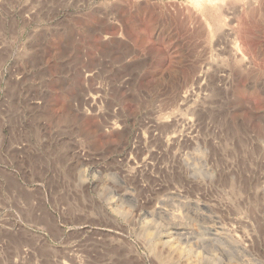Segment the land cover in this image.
Here are the masks:
<instances>
[{
  "label": "rangeland",
  "instance_id": "obj_1",
  "mask_svg": "<svg viewBox=\"0 0 264 264\" xmlns=\"http://www.w3.org/2000/svg\"><path fill=\"white\" fill-rule=\"evenodd\" d=\"M0 264H264V0H0Z\"/></svg>",
  "mask_w": 264,
  "mask_h": 264
},
{
  "label": "bare ground",
  "instance_id": "obj_2",
  "mask_svg": "<svg viewBox=\"0 0 264 264\" xmlns=\"http://www.w3.org/2000/svg\"><path fill=\"white\" fill-rule=\"evenodd\" d=\"M199 1H202V0H199Z\"/></svg>",
  "mask_w": 264,
  "mask_h": 264
}]
</instances>
